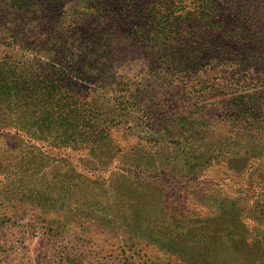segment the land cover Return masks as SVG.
Wrapping results in <instances>:
<instances>
[{"label":"rangeland","instance_id":"374dc122","mask_svg":"<svg viewBox=\"0 0 264 264\" xmlns=\"http://www.w3.org/2000/svg\"><path fill=\"white\" fill-rule=\"evenodd\" d=\"M14 46L117 124L0 153V264H264V0H0Z\"/></svg>","mask_w":264,"mask_h":264},{"label":"trees","instance_id":"16d2710c","mask_svg":"<svg viewBox=\"0 0 264 264\" xmlns=\"http://www.w3.org/2000/svg\"><path fill=\"white\" fill-rule=\"evenodd\" d=\"M22 53L16 46L0 52V136L11 129L22 138L20 145L10 149L1 145L0 153H40L36 140L59 149L99 148L117 124L112 97L107 99V93L99 97V91L82 97L71 88L69 82L75 77L70 78L65 69L55 72L48 65L40 67L34 57ZM245 97L237 96L234 102ZM105 109L110 113H104ZM31 178L28 173L21 180L32 183Z\"/></svg>","mask_w":264,"mask_h":264}]
</instances>
